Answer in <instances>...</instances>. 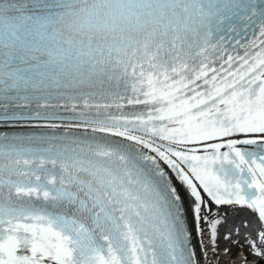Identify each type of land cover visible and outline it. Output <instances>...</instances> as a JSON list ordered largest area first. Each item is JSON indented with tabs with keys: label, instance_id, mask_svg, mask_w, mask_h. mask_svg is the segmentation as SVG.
<instances>
[{
	"label": "snow or ice",
	"instance_id": "snow-or-ice-1",
	"mask_svg": "<svg viewBox=\"0 0 264 264\" xmlns=\"http://www.w3.org/2000/svg\"><path fill=\"white\" fill-rule=\"evenodd\" d=\"M233 249L264 264V0H0V264Z\"/></svg>",
	"mask_w": 264,
	"mask_h": 264
},
{
	"label": "bare ground",
	"instance_id": "bare-ground-1",
	"mask_svg": "<svg viewBox=\"0 0 264 264\" xmlns=\"http://www.w3.org/2000/svg\"><path fill=\"white\" fill-rule=\"evenodd\" d=\"M229 218V224H228V227L227 228H222L221 231L222 233L223 232H226V231H230L232 230L230 227L231 225H233V222H232V214L231 213H228L226 214ZM226 241H223L221 242V248L223 249L224 247H228V245H226ZM235 256V259H232V257ZM243 259V252L242 251H239V252H235L233 250V253L232 255L228 256V257H225L224 258V261H223V264H229V261L231 262V264H239V262ZM211 264H216V261L214 259H212L211 261Z\"/></svg>",
	"mask_w": 264,
	"mask_h": 264
}]
</instances>
